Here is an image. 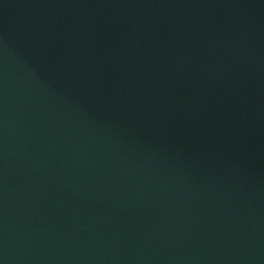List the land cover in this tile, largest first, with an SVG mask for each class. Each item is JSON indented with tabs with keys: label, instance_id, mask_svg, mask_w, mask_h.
Masks as SVG:
<instances>
[{
	"label": "water",
	"instance_id": "1",
	"mask_svg": "<svg viewBox=\"0 0 264 264\" xmlns=\"http://www.w3.org/2000/svg\"><path fill=\"white\" fill-rule=\"evenodd\" d=\"M264 208V0H0V264H210Z\"/></svg>",
	"mask_w": 264,
	"mask_h": 264
}]
</instances>
